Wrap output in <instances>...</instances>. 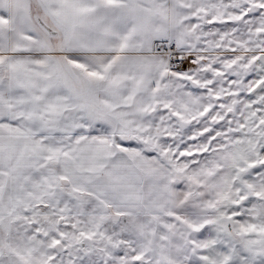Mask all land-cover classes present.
I'll return each mask as SVG.
<instances>
[{"label": "snow or ice", "instance_id": "obj_1", "mask_svg": "<svg viewBox=\"0 0 264 264\" xmlns=\"http://www.w3.org/2000/svg\"><path fill=\"white\" fill-rule=\"evenodd\" d=\"M0 264H264V0H0Z\"/></svg>", "mask_w": 264, "mask_h": 264}]
</instances>
